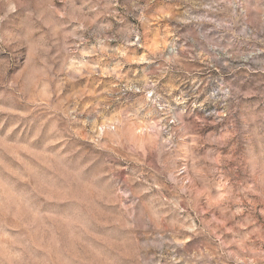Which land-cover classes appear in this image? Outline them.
Returning a JSON list of instances; mask_svg holds the SVG:
<instances>
[{
  "label": "rangeland",
  "instance_id": "rangeland-1",
  "mask_svg": "<svg viewBox=\"0 0 264 264\" xmlns=\"http://www.w3.org/2000/svg\"><path fill=\"white\" fill-rule=\"evenodd\" d=\"M0 264H264V0H0Z\"/></svg>",
  "mask_w": 264,
  "mask_h": 264
}]
</instances>
